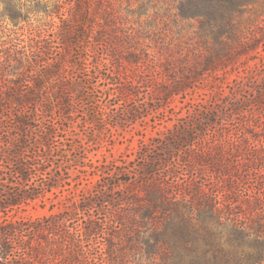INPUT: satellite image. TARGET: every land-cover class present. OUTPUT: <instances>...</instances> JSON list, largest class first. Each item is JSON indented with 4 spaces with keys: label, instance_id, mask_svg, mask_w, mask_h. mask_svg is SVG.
I'll return each mask as SVG.
<instances>
[{
    "label": "trees",
    "instance_id": "trees-1",
    "mask_svg": "<svg viewBox=\"0 0 264 264\" xmlns=\"http://www.w3.org/2000/svg\"><path fill=\"white\" fill-rule=\"evenodd\" d=\"M26 1L6 0L1 19L15 24L24 8L50 20L30 26L24 37L9 30L1 48L7 51L0 56V106L7 113L0 112V264H264V139L256 147L244 130L222 132L225 124L206 109L195 113L205 127L199 132L178 127L141 145L140 154L164 153L162 174L149 162L133 175L121 165L93 166L100 177L78 201L39 219L14 218L36 199L44 202L62 180L51 146L58 148L66 131L55 128L56 114H76L74 69L105 94L85 122L105 123L117 111L132 120L144 116L130 105L142 85L146 112L160 111L204 72L226 69L240 55H264V0H120L127 13L149 16L153 30L141 23L123 28L111 0ZM168 19L196 22L205 52L194 64L144 46V39L166 30ZM80 41L108 51L73 58ZM257 85L243 125L264 137V83ZM110 96L117 102L109 103ZM7 120L10 130H4ZM32 148L38 150L31 156ZM48 169L54 179L32 182Z\"/></svg>",
    "mask_w": 264,
    "mask_h": 264
},
{
    "label": "rangeland",
    "instance_id": "rangeland-1",
    "mask_svg": "<svg viewBox=\"0 0 264 264\" xmlns=\"http://www.w3.org/2000/svg\"><path fill=\"white\" fill-rule=\"evenodd\" d=\"M20 1L26 4L28 2L26 0ZM6 6V0H0V13ZM110 6L117 11L121 21L124 22L122 24L123 28L138 27V23H141L146 28L156 29L150 23L149 16L127 13L126 8H128V5L125 1L121 3L120 0H111ZM22 16L24 19H20L15 24L8 17L3 19L0 17V24H2V27H0V56L7 51L1 50V48L7 46L5 42L7 41L8 37L6 34L9 30L13 29L17 34H22L24 37L28 34L27 30L30 26L40 21L50 20V17L45 16L43 12L38 14L26 13L24 8L22 9ZM54 20H57V18H54ZM165 22L166 30L158 35L144 39V46L147 51L162 58L170 56L177 63L178 59L185 56L189 64H194L196 57L205 52V50H202L196 33V22L194 20H181L174 23L172 19L165 20ZM162 24L161 22L158 26L161 27ZM107 51L102 50L98 44L82 41L71 50L74 55L73 58L79 55H86L90 59L102 56ZM116 51L119 54H125L126 52V50ZM246 59L247 55H240L226 69L204 72L196 80H193L191 85L193 87L188 88L186 94L176 95L171 104L160 109V111L146 112L148 110L145 109L148 97L145 92L146 88L142 85L138 89L139 94L132 100L130 105L137 106L138 112L144 116L139 115L138 118L132 120L131 115H122L121 111H117L106 116L104 119L105 123L98 124L96 122H85V114L86 112L97 110V103L105 102L103 87L93 86L87 80L83 81L81 78L82 74L78 73L77 69H74L76 73H74V81L77 83L76 92L80 95V97L77 96V101L75 99L73 103V109L76 110V114L71 116L73 119L59 118L58 113L56 114L54 120L55 128L58 130L61 125L66 126V131H61L60 133L63 137L59 138L61 142L59 147H56V143L51 146L52 156L50 158L55 163L61 164L58 172L62 180L60 179L57 188H53L46 193L44 202L36 199L25 210H19L14 218L39 219L49 214L57 213L70 206L71 203L78 201L82 194L93 190L97 184L100 172L93 169V166L100 164L121 165L123 166L122 170H127L133 175L134 172H143V169L140 168L141 164L149 162L154 167V170H157V173L162 174L164 170L159 158L164 157V153L152 148L146 155L140 154L141 145L151 144L154 138L163 139L165 136L170 135L171 132H175L178 127L189 125L194 128L195 132H199L197 129L205 128L204 125L198 123L199 118L195 113L199 110L205 111L206 109L209 112H213L214 114L211 115L212 120L218 124H225L226 128L222 129V132H230L236 128L238 129L236 134L244 130L246 131L245 134L256 144L258 138L263 140L264 137L258 128L253 129L251 126H244L243 124L247 119L245 111L249 107V103L246 102H248V99L253 98L254 88L258 86L257 84L264 83V73L262 72L264 55L250 60ZM110 99L109 103L117 102L116 98L110 96ZM151 104L157 106L159 103H149V107ZM236 109H240L242 113L237 112ZM3 111L4 109L0 106V112ZM4 112L7 113L6 111ZM127 118H131V120L126 121ZM117 119L119 120L116 121ZM250 120V123L254 122L252 118ZM10 124L11 121L7 120L5 123L7 128L4 130H10ZM212 131L213 128H209L206 131L207 137L210 136ZM258 146L257 144L256 147ZM34 150H38V148H32L29 155L32 156ZM258 152L260 153V151ZM178 154V151L175 152L176 156ZM30 162L32 163V161ZM170 163L174 164L172 159H170ZM179 165L185 169L183 164ZM181 172L185 173V170H181ZM51 175L53 174L48 169L47 173L39 175L32 182L38 183L41 180L49 181L50 178L54 179Z\"/></svg>",
    "mask_w": 264,
    "mask_h": 264
}]
</instances>
